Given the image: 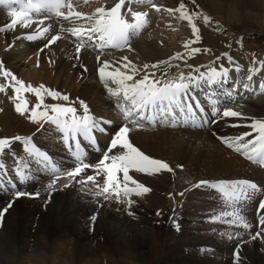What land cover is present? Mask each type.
Listing matches in <instances>:
<instances>
[{
	"label": "bare ground",
	"instance_id": "bare-ground-1",
	"mask_svg": "<svg viewBox=\"0 0 264 264\" xmlns=\"http://www.w3.org/2000/svg\"><path fill=\"white\" fill-rule=\"evenodd\" d=\"M170 1L174 6L170 4L165 7L167 13L169 9H177L176 4L180 0ZM197 1L206 9V12H203L204 16L210 18L206 23L203 16L204 25H199L200 43L197 45L201 49L199 53H192L191 49L185 51L186 49L172 41L182 28V23H178V20L172 17L176 11L169 12L170 18L167 16L155 18L159 15L148 12L146 18L147 23H150L149 27L137 35L136 32H132L133 38L129 46L122 51L108 52L99 49V42L93 40L76 52L79 38L71 36L70 33H59L61 25L56 23L57 19H54L55 23L44 20L43 23H32L31 27H22L17 23L9 28L13 18L0 10V28L5 29L0 32V62L4 70L10 71L17 80L23 81L25 89H28V85L32 88L43 85L47 89L69 96L68 101L53 99L41 89V100L31 89L17 93L15 89L20 85H17L11 77L0 74V87L4 89L0 91V136L18 133L25 137L29 133L37 141L33 142V140V143L48 153L51 152L56 168L63 170L66 163L61 156L64 154L59 148L61 133L46 120L41 121L43 128L37 131L40 125L33 123L28 117L33 109L42 112L45 111L44 105L50 104L75 107L77 115H82L83 110L79 106V101L83 100L89 105L90 114L94 117L113 122L111 125H105L108 128V135H100V139L107 142L112 130L123 123L116 104L119 102L125 107H131V102L123 100L122 92L119 97L111 96L108 92L104 82L99 78L98 68L102 61L109 62V71L120 67L122 71L131 75V69L123 67L130 61L137 71L134 80L148 74L149 80H159V86L168 80L178 78L181 74L187 76L192 72L193 76H198L195 71L197 67L205 72L209 65L217 70L221 66L226 67L229 69V77L223 82L213 85L201 82L199 88L190 86L189 95L193 97L189 102L193 104L195 98L198 102L199 100L204 102L203 98L210 100L215 94L217 99L222 101V104L217 106L219 110L230 108L241 113V116L227 118L218 115L209 126L197 130L184 127L190 125V122L184 123L183 120L180 123L182 119H191V114L186 110L180 112L179 109L174 108L173 112L179 117L173 119L176 123H172L171 117H163L156 122L159 125L154 127L151 126L153 125L151 122L158 118L154 114L155 110H146L147 115L153 116L151 121H142L143 127L129 125L132 128L129 133L130 142L151 158L166 162L172 169L171 172L161 170L152 174L137 172L135 169L129 170V175L135 181L150 189L143 199L145 205L129 196L125 197L122 192L119 199L116 198L115 193H112L110 200H105L104 196L97 197L94 193L100 189L96 187L92 189L89 184L78 182L82 180L81 176L77 180H72L67 188H64L63 184L69 183L68 178L52 189H48V186L44 187L45 185L38 186L33 179L41 176L30 170V174L25 176L31 184L28 189L32 191L18 190L28 192L34 198L31 200L30 197L13 198L11 200L14 201L13 207L8 210L0 223V264H144L147 257H155L159 252L160 258L156 264H264V234L252 240L251 237L241 236L242 232L239 230L235 233L217 225L208 226L202 221L207 218L215 222L225 220L236 223L238 216L242 214L250 225L245 228L246 231L254 233L262 230L261 228L259 230L251 218V212L256 211L260 197L264 194V169L261 163L251 162L248 158L251 150L255 155L253 148H256V145L249 144L246 150L236 152L234 148L229 149L222 144L218 137L235 138L249 133L239 143L255 141L258 133L250 125L256 120H264V92L260 90L261 85L264 84V52L258 53L257 58L249 64L244 60L245 65L238 57L229 62L224 55L225 53L229 55L233 43L240 42L239 38L235 37L239 36L238 33L235 34L232 28L243 24H256L258 18L255 19L256 17L251 15L249 10L257 5L258 11L264 13V0ZM237 1L239 4H236ZM117 2L118 0H87V2L71 0V10L80 12L85 17L93 16L96 15V9L101 7L108 9ZM253 2L254 4L251 5ZM126 6L127 0L121 12L124 16H130L128 10L131 8L126 9ZM260 18L263 24L264 16ZM60 19L63 27L73 26L69 21ZM72 19L75 20V17ZM173 19L178 24L174 25ZM75 23H84V20H75ZM50 24L52 28L49 33L39 35L43 27ZM262 32L264 33V29ZM55 34H60L61 39L49 44L46 36ZM28 35L36 38L30 41L27 39ZM256 36L253 34V37ZM194 40L195 36H190L189 33L182 38L185 44ZM241 40L249 43L246 37ZM46 44L48 47H45ZM98 55L99 61L96 59ZM124 57H127V60H124ZM145 64L149 65L147 69L143 67ZM152 65L157 67L153 68ZM237 67L239 71H236ZM249 74L252 75L251 81L247 79ZM230 78L249 83V90L233 91L229 87ZM219 85L225 89V92L218 88ZM108 88L117 90L119 85L109 80ZM222 92L230 93L231 97L224 96ZM17 103H23L28 108L29 111L24 116L15 111ZM37 104L41 105L38 109L35 108ZM47 112L48 115H54L50 108ZM41 134L51 140L56 147L49 146L50 142L41 141L39 137ZM11 145L10 156L16 164H20V167L28 169L30 166L45 165L41 161L42 157L29 155L23 147V141ZM116 151L119 150H113ZM46 169L47 171L49 169L48 173L51 174V168ZM6 171L9 175H13L11 170L6 169ZM31 175L33 179L30 178ZM118 176L122 181L123 174L119 173ZM18 177L14 176V180H19ZM240 179L259 184L260 191L255 192L247 202L235 201L234 194L230 193L233 192L231 188H228L229 193L225 196L218 193L219 188H193V185L199 181L215 183L220 180ZM32 183H36L35 186ZM129 187L135 185L129 182ZM9 188L11 187L4 182L0 185V209L10 202L4 201L3 197ZM51 192H58V195L52 198L54 199L52 204L44 206ZM181 192L184 193L183 196L180 195ZM36 193H39V196H36ZM196 198H200L198 200H203L205 204L194 205V202H197ZM129 200L132 201L130 205ZM242 207H247L248 211H244ZM159 209L165 211L170 209L172 216L182 213L200 221H189L184 216V219L178 221L181 228L178 234L169 233L168 228L156 232L157 225L153 223L155 232L150 233L149 226L152 221L149 214L157 213ZM129 212L132 215H129ZM227 212L232 215H225ZM93 215L97 217L95 221L91 220ZM187 223L192 227H185ZM229 236L232 238L229 239ZM238 238L245 240L240 243L236 240ZM204 245H210L213 251H202L200 248ZM238 245L242 254H240L241 260H237L236 255L234 257L231 253L227 254ZM242 258L245 259L244 262H241Z\"/></svg>",
	"mask_w": 264,
	"mask_h": 264
},
{
	"label": "snow or ice",
	"instance_id": "snow-or-ice-1",
	"mask_svg": "<svg viewBox=\"0 0 264 264\" xmlns=\"http://www.w3.org/2000/svg\"><path fill=\"white\" fill-rule=\"evenodd\" d=\"M20 2L21 0H4V2H0V7L6 8L8 16L13 18L12 24L9 25V28L14 27L17 23H20L22 27L32 26L33 21L29 18L28 9L20 11L15 8V11L12 10V5ZM85 2H87V0H85ZM194 2L195 0H193V3ZM30 6L34 7L36 11L54 13L57 18L56 23L61 25L59 33H70L71 36L79 38V42L76 43V52H79L80 49L85 47L88 42L93 41L94 37L99 41L98 47L101 49L105 46H112L116 48L126 46L129 40V33L138 31L142 26L143 18L148 15L146 12L131 11V9H129L128 11L132 17V20L129 21L121 12L125 6V0H118L114 6L108 9L103 7L98 8L96 9V15L86 17L80 12H73L71 10V0H67V3H65V0H30ZM65 6L69 9L67 15L61 11V8ZM173 11L180 12L182 19H187L189 23H192L193 15L185 9L184 4L181 3L177 9H169L170 13ZM73 17H75V20L83 19L84 23L76 24L75 20L72 19ZM60 18L64 21H69L73 24V26L69 28L63 27ZM209 19V17L204 16L206 23ZM40 23H43V21L41 20ZM50 28H52L51 24L43 27L39 35L43 36L48 34ZM192 30L195 40L191 41V43H195L200 40V35L199 30L194 23H192ZM3 31H5V29L0 28V32ZM35 38L36 37L33 35L27 36V39L30 41ZM64 38L67 39V37ZM46 39L49 44H54L61 39V35H48L46 36ZM45 47H48V44H46ZM185 47H188V45L186 44ZM200 51L201 49L198 47L191 49L192 53H199ZM224 55L227 57L229 62L232 61V57L230 55L227 53ZM96 59L99 61L100 56L98 55ZM123 59L127 60V57H124ZM123 67L125 69L130 68L132 74H127L125 71H122L120 67H116L112 71H109L108 61H102L100 63V67L98 68L99 78L104 82V85L111 96L119 97L122 92L123 100L130 101L131 107H125L119 102L116 104V107L119 109L122 116L123 123L118 128L112 130L110 143L106 149L102 150V159H100L95 165H89L81 159L82 153L80 152V149L82 147V142H90V145H96L97 142L94 133H106L108 128H106L105 125H111L113 123L112 121L94 117V115L90 114L89 105L83 100L79 101V106L83 110L82 115H77V109L75 107H65L59 104L44 105L45 111L42 112H38L35 109L32 110L31 115L28 118L32 120L33 123L40 125V127L37 128V131H40L41 128H43L41 121L46 120L50 123V125H54L56 129L59 130L62 134L64 143L67 144L69 141H74L75 148L77 150L72 153L76 161V166L74 168L71 170H61L56 167L51 168V174L55 178L49 183L48 189H52L61 176H65L69 179V183L63 184V187H69L70 182L72 180H77L81 172L89 167H92L94 170H99L97 175L100 173L104 174L103 187L100 191L94 193L97 197L104 196L105 200H110L112 199V193H115L117 199L120 198L121 192L125 197L132 194L139 196L148 193L150 189L135 181L132 176L129 175V170L135 169L137 172L152 174L154 172L158 173L161 170H168L171 172L172 169L166 162L151 158L130 142L129 133L132 128L129 125L143 127L144 125L142 121H151L153 116L147 115L146 110L172 112L173 109L176 108L179 109L180 112H184L186 110L189 114H193V107H195L202 113L204 112V109L199 103L194 106L189 102L192 99L189 95L190 86L194 85L196 88H199L201 86V82L208 85L219 84L223 82L224 79L229 77L228 68L221 66L220 69L217 70V68L209 65L207 72L201 71L200 68L197 67L195 71L198 73V76H193L192 72H189L187 76L181 74L178 78L168 80L164 82L162 86H159V80H149L148 74H145L141 79L134 80L133 78L137 75V71L135 66L132 65L130 61L123 65ZM143 67L147 69L149 65L145 64ZM152 67L155 68L157 66L152 65ZM239 70V67H237L236 71ZM0 74L5 77H11L16 81L17 85H20L19 88L15 89L17 93L21 90L31 89V91L42 100L41 89H43L44 92L53 99H60L64 101L69 100L68 95H62L59 91L47 89L43 85H40L39 88H32L31 85H28V89H25L23 81L17 80L10 71L4 70L2 62H0ZM247 79L251 81L252 75L249 74ZM109 80H111L114 84L119 85V88L117 90L108 88ZM128 81H132V83H127ZM245 87L247 88L248 85H245ZM260 90L264 92V84L261 85ZM0 91H4V89L0 87ZM165 102L167 103L165 104ZM40 106V104H37L35 108L38 109ZM49 108L54 115H48L47 109ZM15 111L21 116H24L29 110L23 103H17L15 105ZM212 115L214 117L219 115L222 118H227L241 116V113L230 108H226L223 110L214 109ZM192 123L195 127L200 126L196 124L194 114ZM250 127L258 133L255 142L248 141L243 144L239 143V141L243 140L244 137L249 135V133H244L235 138L220 136L218 139L229 149L234 148L236 152H240L242 149L246 150L249 144H259L260 147L258 149L253 148V151L258 154L259 162L264 164V120H256L250 125ZM13 141H23V147L27 150L29 155L35 154L36 156L43 157V161H48L49 157L45 155L43 151L38 150L31 142L30 138L21 137L19 135L11 139L0 138V153H3L6 148H10ZM117 149L119 151L113 152V150ZM248 158L256 162L252 156H249ZM106 161H111V163H106ZM44 167L48 168V164H45ZM0 170H2V166H0ZM119 173L123 174L122 181L118 176ZM18 179L21 183H25L27 182L28 177L20 175ZM87 180L95 183V178L92 175L87 176ZM78 182L83 183L84 181L79 180ZM129 182L135 185V187H129ZM201 187H208L210 189L219 188L221 191H224L226 187L231 188L233 190L234 200L239 202H247L252 198L255 192L260 191L255 183L245 179L220 180L215 183L209 181H199L193 185V188L195 189ZM105 193H108V195H105ZM12 194L16 199L32 195L18 189ZM35 195L39 196V193H36ZM180 195L183 196L184 193L181 192ZM13 203L14 201H10L3 209H0V223H2L8 210L13 207ZM131 203L132 201L129 200L128 204L130 205ZM258 212H264V200H261L259 203ZM157 214L160 215L161 213L158 212ZM129 215H132V213L129 212ZM225 215H232V213L227 212ZM96 219L97 217L95 215L91 217L92 221H95ZM237 219L244 228L250 227L242 214L239 215ZM259 223L264 225V215L260 216ZM176 227L178 230L179 225L177 224ZM262 234H264V229L253 235L251 239L255 240ZM231 238L232 237L229 236V239ZM236 255L238 257V253H236Z\"/></svg>",
	"mask_w": 264,
	"mask_h": 264
},
{
	"label": "rangeland",
	"instance_id": "rangeland-1",
	"mask_svg": "<svg viewBox=\"0 0 264 264\" xmlns=\"http://www.w3.org/2000/svg\"><path fill=\"white\" fill-rule=\"evenodd\" d=\"M161 1H165L167 4H171L170 0H161ZM253 1H255V0H253ZM181 3L185 5V9L187 8V9H192L193 10V12H189V13L193 15L194 24L197 25L196 27L199 30V34H200L199 25H204L202 17H203V14H204L203 12H206L205 11L206 9H204L203 6H202V3H200L197 0H195L194 3H193V0H180V1L177 2L178 5H180ZM236 4H239V2L237 1ZM253 4H254V2L251 3V5H253ZM236 7H238V6H236ZM249 11H250L251 15L256 17L255 19L258 18L257 21L259 23L255 22L256 24H243V25L237 26L236 28H232V29H234L233 32H235V34L238 33L237 35H239V36H235V37L239 38V40L241 42H237V41L235 42L234 41L235 43H233L231 45V47H232L231 52L232 53H230V54H232L233 56L235 55L234 57L238 56V58H240L243 61V64H244V60H249V59L252 60L253 56H255L257 53L264 52V33L262 32V29H264V23L262 24L261 18H260V16H264V13L261 12V11H258V6L257 5H255ZM177 16L179 18H181L180 12L177 13ZM185 20H186V24L182 25V29L176 34L177 36L175 38H172V41L174 43H176L177 45H180V46H182V44H183L182 38L185 36V34L186 33H193L192 23H189V21L187 19H185ZM172 22L175 23V24L177 23V22H174V21H172ZM252 33L255 34V36L256 35H258V36L253 37ZM245 37L247 38L246 41H249V43L246 42L247 44L242 42V40H241V39H244ZM199 43H200V40L195 42V43L187 44L188 47H185V45H183V47L192 49V48L196 47L197 45H199ZM185 51H187V50H185ZM256 58L257 57H255L254 59H256ZM17 135H19V134L18 133H13V134H11L9 136L6 134L4 136H0V138L11 139V138H13V137H15ZM21 137H24V136H21ZM28 137L32 138V136L29 135V133H28L27 136H25V138H28ZM13 143H15V142L13 141L12 144ZM8 149L9 148H6L3 153H0V162L3 161V158H4L5 162L10 160V153L11 152H9ZM5 159H8V160L6 161ZM8 165H10V164H8ZM13 165H12V167H13ZM18 165H20V164L18 163ZM9 167H11V166H9ZM21 168H24V167H21ZM49 175H52V174L49 173ZM51 180H52V178H51ZM62 180H63V178H59L57 180V184L63 182L65 179L63 181ZM34 184H36V183H32V185H34ZM30 186H31V184H30ZM38 186H41V185L38 183ZM26 190L28 191V189H26ZM82 190H83V188H82ZM85 190H88L89 192L90 191L93 192V190L88 189V188H85ZM57 193L58 192H51L50 195L47 196L46 201L44 203V206H48V205L52 204L53 201H54V199H52V198L57 197V195H58ZM130 196H129L130 198L135 199L138 203L144 204V200L143 199L146 197V194L145 195H139V196L133 194V195H130ZM3 197H4V201H8V200L11 201L13 198H15V197H10V196L5 197L4 195H3ZM19 199H24V198H19ZM25 199H28V197H26ZM194 199H195V197L193 198V201H194ZM198 199H200V198H196L197 202L196 203L194 202V205H198V203L205 204V202L203 200H198ZM118 202H121V201H118ZM42 206H43V204H42ZM158 212L161 213V214L158 215L157 214ZM150 213L151 214H149V216H151L150 220L152 221V223L149 226L150 233H154L155 232L153 230V223H156V225H157L156 226V232H161V231H164L166 228H168L169 229V233L171 232L173 234H178L180 229H181L179 227V229L177 230V227H176V225L180 223V222H178L179 219H184L186 217V220H189V221H200V219H195L193 217L189 218L186 215H182V213H179V214L176 213L175 215L172 216V212H171L170 209H167L166 211L163 210V209H159V210H157V213L156 212H150ZM177 216H179V217H177ZM211 220H213V219H211ZM185 227H192V226L187 223ZM211 227H213V225H211ZM198 234H201V233H198ZM244 239L245 238H242L240 240H244ZM221 240H222V238H221ZM236 240L238 241V239H236ZM200 245H203V244H200ZM204 246L202 247L203 250H205ZM239 247H240V245L233 247V249L237 248V253L239 252L238 253V257L236 256L237 260H241L240 258L242 257L241 256L242 254L240 253V248ZM207 251L208 252H212L210 250H207ZM231 252H232V250L229 251L227 254L229 255ZM201 255H204V254H201ZM159 258H160V252H159V255L157 254L155 257L154 256L153 257H147L146 262H144V264H156V262L158 261ZM243 259L244 258H242L241 262L245 261V259L244 260Z\"/></svg>",
	"mask_w": 264,
	"mask_h": 264
}]
</instances>
